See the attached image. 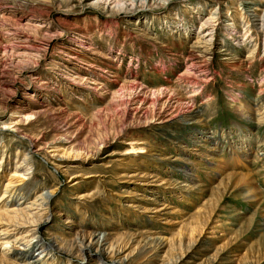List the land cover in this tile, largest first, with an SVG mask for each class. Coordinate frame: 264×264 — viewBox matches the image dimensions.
<instances>
[{
	"label": "rangeland",
	"instance_id": "1",
	"mask_svg": "<svg viewBox=\"0 0 264 264\" xmlns=\"http://www.w3.org/2000/svg\"><path fill=\"white\" fill-rule=\"evenodd\" d=\"M0 160V264H264V0H0Z\"/></svg>",
	"mask_w": 264,
	"mask_h": 264
},
{
	"label": "bare ground",
	"instance_id": "2",
	"mask_svg": "<svg viewBox=\"0 0 264 264\" xmlns=\"http://www.w3.org/2000/svg\"><path fill=\"white\" fill-rule=\"evenodd\" d=\"M202 39H200L199 38V40H197L198 42H199V46H202V45H200V42H202L201 41ZM207 44V43H206ZM203 47V46H202ZM204 51V50H203ZM194 53V52H193ZM197 54V53H196ZM194 56V55H193ZM194 64V63H193ZM195 65V64H194ZM242 111V110H241ZM188 113H190V112H188ZM187 115V114H186ZM187 117H190L191 118V120H196V116L195 115H191V116H187ZM31 141V140H30ZM32 142V141H31ZM34 142V141H33ZM37 142V141H36ZM142 144V143H141ZM129 145H130V148H128L126 151L128 152V151H132V152H136V151H138L141 147H139V146H137L138 145V143L137 142H130L129 143ZM34 147V146H33ZM236 153H238L239 154V156L241 155L240 154V152H237V151H235ZM28 159H29V157L26 155L25 157H24V161H23V163L21 164V166H23V164L25 163V162H27L28 161ZM59 167V166H58ZM6 168V166L4 167V164H3V162L0 160V172H2V171H4V169ZM31 168H28L27 170H30ZM32 170V169H31ZM26 173V172H25ZM28 173H30L29 171L27 172V174ZM245 176H247L246 174H245ZM248 179V178H247ZM245 180V179H244ZM243 180V181H244ZM249 181H250V179H249ZM247 182H248V180H247ZM247 184H249V183H247ZM254 184V183H253ZM255 185V184H254ZM253 185V186H254ZM9 186H11V185H8V187L6 188V190L8 191L9 190ZM245 186V185H244ZM247 186H249V185H247ZM253 186H251V187H253ZM256 186V185H255ZM246 187V186H245ZM243 188V187H242ZM249 188V187H248ZM257 188V187H256ZM253 189H255V188H253ZM252 188L250 189L249 188V190H247V197L248 198H251V199H255L258 195H257V192L255 193L254 192V190H253ZM16 192H18V191H14V193H16ZM14 193H13V195H14ZM4 196L2 197V198H4L5 197V194H3ZM50 196H51V193H49V192H43V193H41V195H40V198L41 199H43L42 201L43 202H45L46 204H47V202H48V200L50 199ZM1 198V199H2ZM39 198V197H38ZM250 199V200H251ZM20 203L21 202H16V201H12V204L11 205H7V208H6V212L8 213H10V212H15V214H17L18 215V213H19V211L21 210V205H20ZM0 208H1V206H0ZM23 211V210H22ZM5 213V212H4ZM6 214V213H5ZM10 215V214H9ZM13 215V214H12ZM19 224V223H18ZM20 225H21V223H20ZM12 226V225H11ZM19 226V225H18ZM23 226V225H22ZM27 226V225H26ZM30 237H36V234L35 233H29L28 234ZM38 235V234H37ZM81 238V237H80ZM105 239H107V236H105ZM83 240V239H82ZM107 241V240H106ZM110 241V240H109ZM30 242V241H29ZM78 242V241H77ZM108 242V241H107ZM106 242V243H107ZM69 243V242H68ZM109 243V242H108ZM7 244H9V243H7ZM27 244H29V243H27ZM82 244V243H81ZM159 244V243H158ZM51 247H53V248H55L54 246H56L57 245V243H53V244H49ZM83 245V244H82ZM145 245V244H144ZM162 245V244H161ZM28 246V245H27ZM74 246V245H73ZM81 246V245H80ZM79 246V247H80ZM99 246V245H98ZM76 247V246H75ZM111 247V246H110ZM145 247H146V245H145ZM81 249H83V248H81ZM142 249H143V246H142ZM146 249V248H145ZM144 249V250H145ZM135 250V249H134ZM147 250V249H146ZM30 251V250H29ZM80 251V250H79ZM102 251H104V250H101V253H103ZM138 251H140V250H138ZM138 251H137V253L136 254H138ZM49 254V252H48V250H47V248L45 247V245H43V246H41V248H40V250H39V253H38V255H36L35 257H33L29 262H28V264H35V263H37L38 261H40V259L41 258H45L47 255ZM134 254V253H133ZM145 254V253H144ZM41 255V256H40ZM139 255V254H138ZM135 257V256H134ZM26 258V257H25ZM137 258H140V255L137 257Z\"/></svg>",
	"mask_w": 264,
	"mask_h": 264
}]
</instances>
